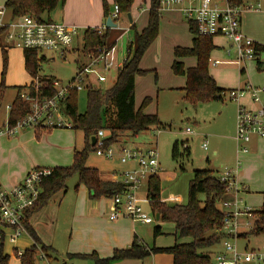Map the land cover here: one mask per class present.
<instances>
[{"label": "rangeland", "instance_id": "obj_1", "mask_svg": "<svg viewBox=\"0 0 264 264\" xmlns=\"http://www.w3.org/2000/svg\"><path fill=\"white\" fill-rule=\"evenodd\" d=\"M150 0H136L133 5L135 9L133 15H137L142 8L148 10ZM113 11L114 4L109 6ZM133 8V6H132ZM132 11V9H131ZM131 13V12H130ZM166 10H161L160 25L157 38L145 51L140 62V68L145 73L137 75L135 87L136 106L140 107L146 97L151 101L145 108L146 113L157 114L161 125L150 126L147 130L135 135L127 132L119 136L116 143L112 145L115 153L122 147H156L159 153L161 166L160 176L161 199L169 201L170 197H178L185 204L188 200V187L195 170L212 169L215 172L224 170L225 167L235 168L240 161V178L244 177L243 184L248 187L242 190L238 197L242 199L244 207H250L258 211L262 207L264 193V142H260L256 147H250L248 153L237 152L236 135V106L237 102L229 96V91L241 87L244 83L250 82L254 85L264 86V68L257 69L256 62L245 61L242 64L233 62L236 59V52L227 54L228 40L225 37H214L220 39L222 44L216 46L211 51L209 59V73L214 77L217 85L226 90L222 100H211L205 102H193L186 96L185 87L187 77L176 74L173 70L175 60L174 47L182 45L192 46L193 34L186 21L181 24L170 18ZM178 13V12H177ZM178 16L182 21L180 13ZM253 17L252 22L264 21V18ZM52 19L54 16H51ZM148 12L140 15L135 28L128 30L117 41L124 30H119L111 39L117 47V58L123 62L128 54L130 41L135 44L136 33H141L148 23ZM120 27H124V22L117 21ZM119 27V29H121ZM0 42L6 48L8 63L4 78L6 86H22L21 80L25 70L23 64L22 50H16L6 46V39L0 35ZM83 35H80L75 43L77 51H72L62 59L56 51L44 50L45 60L41 62L39 72L43 76L54 77L60 84L67 85L76 75L78 64L85 61L82 53ZM42 53H40L41 56ZM221 59V60H217ZM185 68L196 66L197 59L194 56L186 57ZM217 64H216V63ZM242 68L245 73H241ZM3 56L0 51V84L2 82ZM118 71L113 69L105 73V82L99 88L106 92L112 88L116 82ZM24 85V84H23ZM17 88H7L3 98L0 99V127L8 119V107L12 104L17 95ZM78 110L84 113L87 109V90L79 93ZM264 99V95H263ZM190 128L193 133H188ZM0 181L6 182L10 177L27 169L28 171L37 167H48L53 163L72 165L73 153L70 147L75 146L80 149L83 146V132L67 127L44 128L38 130L33 127L21 129L12 136L0 137ZM177 143V159L173 158V147ZM207 143V149L203 144ZM87 165L97 167L102 173L110 172L112 169L123 171L125 166L116 159H108L97 151L89 153ZM126 169V168H125ZM27 171V172H28ZM26 172V173H27ZM103 177L109 178L108 175ZM79 183L77 174H73L67 179L68 192L63 200L61 214L69 215L70 206L68 201L71 197L77 196L76 186ZM147 192V183L142 186L140 195ZM201 200H205L204 194L200 195ZM174 204V203H167ZM143 207L151 212L149 202H143ZM221 208V204H218ZM62 217V218H63ZM247 218L242 217L244 222ZM71 219L59 221L58 223V247L60 254L51 264H94L90 258L68 257L65 253L70 236L68 222ZM251 222V219L249 220ZM142 225V223L137 222ZM162 226V234L154 237L155 226ZM148 229V236L151 246L170 245L174 242V226L170 222H155L143 225ZM251 225L245 228L249 231ZM239 247L244 250L264 247V234L238 239ZM221 244V243H220ZM220 244L211 248V256L217 253ZM9 246V245H8ZM158 247V246H156ZM6 250H9L6 247ZM151 264V260H150Z\"/></svg>", "mask_w": 264, "mask_h": 264}, {"label": "trees", "instance_id": "obj_2", "mask_svg": "<svg viewBox=\"0 0 264 264\" xmlns=\"http://www.w3.org/2000/svg\"><path fill=\"white\" fill-rule=\"evenodd\" d=\"M135 0H113L119 6V14L127 15L131 12ZM66 0H6L5 8L12 18L21 17L26 14L34 15L41 21H52L50 14L59 7H63ZM232 5H241L244 0H229ZM105 17L111 16L112 11L108 4L104 3ZM159 0H151L148 25L141 33H136L135 44L130 42L126 60L119 70L116 82L112 88L103 92L100 88H90L87 91V109L84 113L78 110V92H71L65 107V113L71 120V129L83 132L84 144L81 149H76L71 166H60L50 168L51 173L41 181V194L37 204L29 208L23 220L26 230L31 234L37 244L41 243L36 232L29 226V216L40 210L47 204L50 198L59 191L67 190V179L73 174L79 177L77 186L84 184L90 197L100 198L102 196L112 197L119 193L123 185L103 180L98 169L87 165L89 153L97 151L96 145H92V137L98 130L104 129L108 135L106 147L113 145L119 136L127 132L135 135L147 130L150 126L161 125L157 114L145 112L146 106L151 101L146 97L141 106H136L135 101V80L137 75L145 73L140 68V62L147 48L158 36L160 25ZM117 19L116 21H118ZM190 24V31L194 35L191 47L176 46L174 48L175 60L173 70L176 74L185 75L187 84L185 87L186 96L193 102H205L211 100H222L226 90L217 85L214 77L209 73V59L214 49L212 36L195 35L197 28ZM135 28L134 25L131 26ZM6 28H0V35L4 37ZM114 30L106 28L103 33L89 27L83 33V55L99 53L104 48H111L115 45L112 42ZM1 40V39H0ZM3 56L2 82L0 84V99L3 98L8 86L4 83L8 57L6 48L0 42ZM264 50V46L261 45ZM25 67L32 77V82L27 86L17 87V95L14 98L8 115V124L12 127L30 111V102L22 97L23 93L41 98L52 97L57 91L53 85L54 77L43 76L39 69L45 57H40L39 51L35 49L24 50ZM194 56L197 64L194 67L185 68L182 58ZM78 64V62L76 61ZM258 67V66H257ZM259 69V67H258ZM241 73H245L242 69ZM35 80L40 87L36 90ZM44 128H38L41 130ZM177 143L173 147V158L177 159ZM77 188V187H76ZM148 195L152 199V212L160 216V221L174 224L177 240L188 239L187 242H178L170 247H149L139 238H135L133 244L124 249H116L109 257H100L97 253L87 255H71V257L90 258L94 264H113L125 259H144L151 254L168 253L173 256V264H214L211 256V248L220 244L225 238L221 229L223 227L225 214L218 207L219 201L225 197L226 185L222 183L212 169L195 170L188 187V200L185 204H167L161 201V179L159 175L151 176L148 180ZM204 194L206 199H200ZM253 230L242 233L239 238L258 236L264 234V193L263 203L260 210L254 212ZM3 229L0 228L2 232ZM3 234V232H2ZM162 234V226L154 227V236ZM6 239L4 238L2 242ZM3 244V243H2ZM47 254L50 248L43 246ZM49 257V256H48ZM21 264H36V246L25 250L19 256ZM9 256L4 255L3 248L0 249V264H8Z\"/></svg>", "mask_w": 264, "mask_h": 264}, {"label": "built area", "instance_id": "obj_3", "mask_svg": "<svg viewBox=\"0 0 264 264\" xmlns=\"http://www.w3.org/2000/svg\"><path fill=\"white\" fill-rule=\"evenodd\" d=\"M161 9L176 8L181 11L187 23H193L197 28L195 35L221 36L225 37L231 46L227 54L236 52V59L233 61L242 64L245 61L256 62L259 69L264 68V50L261 45L251 37L245 35L241 29L242 16L245 12L259 10V3H243L232 5L229 0H159ZM112 20L117 23L120 18L119 6L114 4L111 14ZM0 28H6L4 37L6 46L22 50L35 49L43 55L44 50L56 51L62 59L72 51H77L75 43L77 38L88 28L82 30L81 26L68 24L59 21H41L31 14L21 17L7 18V9L0 7ZM103 33L107 28L106 24L101 27H91ZM113 30H120L117 27ZM129 29L125 28L126 33ZM124 34V33H123ZM122 36V35H121ZM117 39L116 42L121 38ZM117 48H104L99 53L84 55L85 61L78 62V69L75 77L67 85L60 84L54 80L53 85L57 88L52 97L39 98L23 93L22 97L30 102V111L22 117L15 126L8 124V119L0 127V137L12 136L21 129L33 128H72L73 124L67 114L65 107L71 92L80 93L90 88H99L105 82V73L122 68L123 62L117 58ZM216 63V62H215ZM217 64V63H216ZM36 90L40 87L37 80L34 82ZM226 94V93H225ZM264 86L248 83L247 85L232 89L229 96L238 104L236 142L237 152L248 153L249 143L256 137L264 140ZM243 98H249L250 104L242 102ZM11 106V105H10ZM8 107V110L10 109ZM188 133H193L187 128ZM97 152L105 155L108 159L117 158L122 164L133 163L134 167L125 169L116 174L114 182L122 184L123 188L119 193L114 194L111 199L114 203V210L109 219L115 221L121 217H128L134 222L153 224L157 222L156 214L149 213L142 205L143 202L152 203L148 193L141 196L140 192L144 183L148 184L151 176L159 175L161 171L159 153L156 147H122L115 153L112 145L106 147L108 135L104 129L98 130ZM207 149V143L203 144ZM240 162L235 168L225 167L218 171L216 177L226 185L225 197L219 201L225 219L221 232L225 238L221 240L222 250L212 256L214 264H264V247L241 250L238 239L242 233H247L245 228L253 230L254 210L244 207L242 199L238 194L247 190L239 176ZM51 173L49 168H34L30 170L22 181L16 183L11 189L5 188L0 182V242L5 238L12 243L26 232L23 220L29 208L34 207L41 194V181ZM165 203H177L178 197H170ZM242 217L247 219L243 222ZM251 219V222L249 221ZM23 252L18 251V256ZM40 260L51 264L44 252L40 254Z\"/></svg>", "mask_w": 264, "mask_h": 264}, {"label": "crops", "instance_id": "obj_4", "mask_svg": "<svg viewBox=\"0 0 264 264\" xmlns=\"http://www.w3.org/2000/svg\"><path fill=\"white\" fill-rule=\"evenodd\" d=\"M105 2L108 4V6H112V4H114L113 0H66L63 7L57 8L55 11H53L50 14V18L51 16H54V18L56 19L51 18V20L53 21L65 22L68 24L81 26L82 30L88 27H101V26H104L107 21V18L105 17V8H104ZM5 3H6V0H0V7L5 6ZM244 3H250V4H255V5L259 3L261 5L259 10L249 11L243 14L241 29L245 35L251 37L257 43L264 46V21H260V22L253 21L252 22L253 17L262 16L261 19L264 18V0H244ZM148 6H149L148 10L145 8H142L140 12L137 13V15H133L135 14V12L133 13L135 9V5H133L132 11L131 13H129L131 15V20L128 14L120 15V18H119L120 22L122 21L125 23V25H123L124 27H120L118 24V26L121 28L120 30H124L125 28L129 30L132 29L131 26L136 25V22L138 18L140 17V15L147 13V12L149 15L151 0L149 1ZM164 10H166L167 11L166 14L174 20V23L177 22L178 24H181V23L184 24L185 19L181 11L177 10L176 8H170V9H164ZM177 12L182 15L184 21L180 19ZM160 13H161V10H160ZM9 15L10 13L7 10V18ZM187 24L190 27V24L189 23ZM118 31L119 30H114L113 36L116 35ZM124 34L126 33L124 32ZM124 34L121 33L120 36L121 35L123 36ZM216 37H221V36H216ZM192 42H193V38H192ZM213 42L218 47L219 45L222 44L220 39H217V40L213 39ZM177 46H182V45H177ZM228 46L229 47L231 46L230 42H228ZM13 49L22 50L19 48H13ZM0 51H1V48H0ZM22 56H23V64H24L25 70L22 73L23 78L21 80V83H18L17 85L22 84V86H27L32 82V77L27 72L26 67H25L24 50H22ZM42 56L46 58L45 55H42ZM185 58H182L181 61L184 62L183 60ZM217 60H221V59H217ZM248 83L250 82L248 81L244 83L241 87L247 85ZM135 84H136V80H135ZM17 87H20V86H16V84H14L13 86H8V88H17ZM242 102L246 104H250V99L243 98ZM236 108H237L236 109V116H237L238 104ZM2 137H5V136H2ZM260 142H264V140L258 139L255 137L248 145L249 150H250V147L258 146ZM83 144H84V138H83ZM1 145H2V142H0V146ZM70 148L74 156V151L78 148L75 146V144L74 146ZM237 148H238V145H237ZM114 159L118 160L117 158H114ZM124 165L125 166L122 168V170H125V168L130 169L134 167L133 163H128ZM60 166H71V165L53 163V165L48 166V167H37V168H49L50 169V168L60 167ZM90 167H93V166H90ZM240 167H241V163H240ZM94 168L98 169L97 167H94ZM118 170L112 169L110 172H107V173H102L99 170V172L101 173V177L103 180L114 182L116 174L120 172ZM27 171L28 170L25 169L21 171L20 173L10 177L5 183L2 181L0 182L5 188L11 189L16 183L23 180L25 175L29 172ZM103 174L108 175L109 178L103 177ZM159 177L162 183V177L160 176V174H159ZM243 180H244V177H243ZM243 180L241 178L242 183L244 182ZM76 187H77L76 190H78L76 192L77 196L71 197L70 200L68 201V204L71 209L69 212V215L65 214V216L63 217V214H61L62 203L69 190L67 186V190L57 192L55 195H53L50 198V200L47 202L45 206H43L40 210L33 212L29 216V219H28L29 226L32 227L33 230L36 232L41 243L37 244V242L34 240V238L31 236V234L27 230L17 239L15 243L10 242L9 240L0 242V249L2 247L4 255L9 256L8 264H21V260L17 252L18 251L24 252L25 250L33 248L34 246H36V249H37L36 264H47L45 260H40V254L44 252L42 250L43 246L50 248V251L48 252L49 257L47 256L45 252L44 253L46 254L48 261L50 263L54 262V260L60 254L59 252L60 249L58 247V243L60 244V242H59L58 232H57L58 223L59 221H63L66 219L67 220L71 219V221L68 222V225L70 228V236H69V241L67 244V249L65 251L68 257H70L71 255H87V254H92L94 252L97 253L100 257H109L113 254V252L116 249H124V248L131 246L135 238H139L145 245L152 247L148 243L150 242L149 237L151 235L148 236L147 235L149 233L148 229L143 227V225H147V224L142 223V225H139L137 224V222L132 221L128 217H121L115 221L110 220L109 215L114 210V203L111 197L102 196L100 198L93 199L90 197V192L84 184H81ZM147 189H148V184H147ZM147 193H148V190L146 194ZM179 202H181V199ZM157 222H161L160 219ZM152 235L154 236V229H153ZM173 235H174V242L172 244L168 246L166 245L164 246V245H160L161 243H158V244H155V246H158V247L173 246L176 243V241H178L176 238L175 226H174ZM187 241L188 239H181L178 242H187ZM220 246L221 247H219L218 251L222 250V245L220 244ZM6 247H8L9 250H6ZM245 248H248V246H246ZM150 260H151V264H173V256L168 253L151 254L150 256L144 259H125V260L115 262L113 264H150Z\"/></svg>", "mask_w": 264, "mask_h": 264}, {"label": "water", "instance_id": "obj_5", "mask_svg": "<svg viewBox=\"0 0 264 264\" xmlns=\"http://www.w3.org/2000/svg\"><path fill=\"white\" fill-rule=\"evenodd\" d=\"M128 16H129V18H130V20H131V15L128 14ZM106 26H107L108 28H115V27H117V23L114 22V21L112 20V17L110 16V17L107 18ZM96 142H97V138H96V136H93V137H92V145H93V146L96 145ZM156 219H157V221L160 219V216H159L158 214L156 215Z\"/></svg>", "mask_w": 264, "mask_h": 264}]
</instances>
